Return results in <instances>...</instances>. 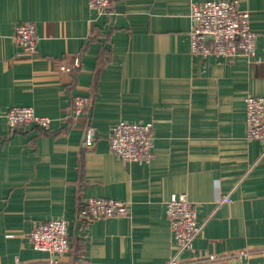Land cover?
Instances as JSON below:
<instances>
[{
  "label": "crops",
  "instance_id": "crops-1",
  "mask_svg": "<svg viewBox=\"0 0 264 264\" xmlns=\"http://www.w3.org/2000/svg\"><path fill=\"white\" fill-rule=\"evenodd\" d=\"M192 1L205 0H117L105 14L88 0H0V264H43L49 254L27 232L58 217L70 240L60 264H160L240 249L264 257V141L245 137L244 102L264 95V0H238L255 49L233 57L190 53ZM27 20L38 33L32 54L12 40ZM77 94L91 103L74 117ZM14 105L47 115L49 129L10 130L4 112ZM120 120L153 123L150 161L111 153ZM84 123L95 127L92 147ZM173 193L196 210L190 250L174 244L165 213ZM88 196L128 202L130 212L76 219Z\"/></svg>",
  "mask_w": 264,
  "mask_h": 264
},
{
  "label": "built area",
  "instance_id": "built-area-1",
  "mask_svg": "<svg viewBox=\"0 0 264 264\" xmlns=\"http://www.w3.org/2000/svg\"><path fill=\"white\" fill-rule=\"evenodd\" d=\"M117 0H88V6L100 13L113 12ZM191 26L189 31L190 53L201 57H233L238 53L253 54L256 33L248 23V12L239 8L238 0L192 1L189 6ZM13 42L26 54L36 49L38 33L32 21H20L15 24L12 33ZM79 64L74 58L72 66ZM61 70L69 68L60 65ZM245 102V137L264 141V95H247ZM90 97L74 95L70 105V115L77 117L85 114L90 106ZM10 130L32 124L39 129L48 130L50 118L38 114L31 106L14 105L4 112ZM153 123L120 120L110 128L108 146L111 153L122 161L147 163L153 156ZM82 140L87 147H92L96 140L95 127L89 123L82 126ZM223 201H229L225 195ZM75 214L76 219L89 221L100 217L127 216L130 212L128 202L105 197L88 196L80 204ZM165 213L169 221L174 244L179 249L190 250L193 238L199 231L196 210L185 193H173L165 201ZM66 218L58 217L37 221L27 232L28 239L35 249L47 251L49 256L43 264H60V257L70 250ZM250 251L240 249L231 255L209 253L204 257L180 260L172 257L160 264H190L197 262L219 261L221 264H264V257L259 260L249 259ZM75 264H79L76 262Z\"/></svg>",
  "mask_w": 264,
  "mask_h": 264
},
{
  "label": "trees",
  "instance_id": "trees-1",
  "mask_svg": "<svg viewBox=\"0 0 264 264\" xmlns=\"http://www.w3.org/2000/svg\"><path fill=\"white\" fill-rule=\"evenodd\" d=\"M42 130V129H41ZM42 131H47V130H42Z\"/></svg>",
  "mask_w": 264,
  "mask_h": 264
}]
</instances>
